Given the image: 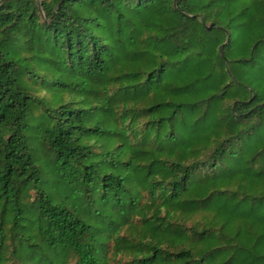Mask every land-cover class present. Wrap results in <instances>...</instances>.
I'll return each mask as SVG.
<instances>
[{
	"label": "trees",
	"instance_id": "trees-1",
	"mask_svg": "<svg viewBox=\"0 0 264 264\" xmlns=\"http://www.w3.org/2000/svg\"><path fill=\"white\" fill-rule=\"evenodd\" d=\"M0 264H264V0H0Z\"/></svg>",
	"mask_w": 264,
	"mask_h": 264
},
{
	"label": "rangeland",
	"instance_id": "rangeland-1",
	"mask_svg": "<svg viewBox=\"0 0 264 264\" xmlns=\"http://www.w3.org/2000/svg\"><path fill=\"white\" fill-rule=\"evenodd\" d=\"M47 169H48V171L50 170V166L49 165H47V167H46Z\"/></svg>",
	"mask_w": 264,
	"mask_h": 264
}]
</instances>
